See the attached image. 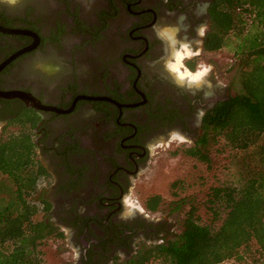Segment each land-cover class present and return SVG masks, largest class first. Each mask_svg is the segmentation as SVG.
Here are the masks:
<instances>
[{"label": "flooded vegetation", "instance_id": "1", "mask_svg": "<svg viewBox=\"0 0 264 264\" xmlns=\"http://www.w3.org/2000/svg\"><path fill=\"white\" fill-rule=\"evenodd\" d=\"M211 3L0 0V92L48 107L0 95V134L29 136L49 218L76 247L74 264H115L173 234L133 205L132 189L160 139L195 144L206 113L235 94L170 66L169 31L204 49Z\"/></svg>", "mask_w": 264, "mask_h": 264}, {"label": "trees", "instance_id": "2", "mask_svg": "<svg viewBox=\"0 0 264 264\" xmlns=\"http://www.w3.org/2000/svg\"><path fill=\"white\" fill-rule=\"evenodd\" d=\"M211 26L204 50H232L239 90L203 117L200 135L185 153L210 166V153L221 139L241 154L236 181L212 185L204 200L211 213L204 220L194 195L182 229L157 244L147 245L130 259L115 264H264V0H212ZM196 57L185 60L191 70ZM44 170L25 133L0 134V264H47L41 246L64 232L49 218L50 202L41 193ZM175 180L172 187H177ZM149 200L155 212L160 194Z\"/></svg>", "mask_w": 264, "mask_h": 264}, {"label": "rangeland", "instance_id": "3", "mask_svg": "<svg viewBox=\"0 0 264 264\" xmlns=\"http://www.w3.org/2000/svg\"><path fill=\"white\" fill-rule=\"evenodd\" d=\"M169 32H171V44H173L171 54L173 59L170 61V66L175 61L176 52L188 46L193 50V55L185 58V60L196 57L193 60L194 62L197 61V67L194 71L207 69L205 76L200 81H192V83L200 84L207 77L209 84L223 82L227 83L234 93L239 90L240 84L236 70L230 69L232 62V50L230 48L223 47L212 52L206 51L202 47L194 50L186 41L180 40L178 42L174 37L176 32L174 28ZM209 74H212L211 78L207 76ZM187 139L183 136H179L173 141L160 139L159 143L151 149L150 161L139 175L136 186L132 189L134 194L133 205L139 207L147 206V204L154 207L155 205L148 198L152 194H160L163 197V202L159 209L153 212V216L165 219L170 228L173 229V233L182 229L184 213L189 207L188 203H184L183 206L174 208V201L180 197L194 195L201 203L199 210L201 216L204 220H210L211 213L206 211L203 204L209 188L212 185L236 181L240 175L238 160L241 159V154L225 145L223 139L215 144L210 153V166L185 153V149L191 145ZM178 179L181 181L180 184L175 188L172 187L173 181ZM41 248L47 264H74L75 262L76 247L72 245L68 234H64L62 238L47 240ZM222 264L238 263L230 259Z\"/></svg>", "mask_w": 264, "mask_h": 264}, {"label": "bare ground", "instance_id": "4", "mask_svg": "<svg viewBox=\"0 0 264 264\" xmlns=\"http://www.w3.org/2000/svg\"><path fill=\"white\" fill-rule=\"evenodd\" d=\"M197 53V52H196ZM193 55V50L185 46L183 50H178L175 54V61L171 63L172 69L178 74L181 79H186L190 77L194 82L200 81L204 74L207 72V69L191 70L185 65V58ZM184 68V69H183Z\"/></svg>", "mask_w": 264, "mask_h": 264}, {"label": "water", "instance_id": "5", "mask_svg": "<svg viewBox=\"0 0 264 264\" xmlns=\"http://www.w3.org/2000/svg\"><path fill=\"white\" fill-rule=\"evenodd\" d=\"M0 95L4 97H12V96H19L26 101H29V104L35 106L36 108H48L47 106L41 104L39 100L33 98L30 94H23L21 92H0ZM86 97V96H84Z\"/></svg>", "mask_w": 264, "mask_h": 264}, {"label": "built area", "instance_id": "6", "mask_svg": "<svg viewBox=\"0 0 264 264\" xmlns=\"http://www.w3.org/2000/svg\"><path fill=\"white\" fill-rule=\"evenodd\" d=\"M228 260H230V259H228ZM228 260H225V261H228ZM231 260H232V259H231ZM225 261H224V262H225ZM224 262H222V263H224ZM222 263H221V264H222Z\"/></svg>", "mask_w": 264, "mask_h": 264}]
</instances>
